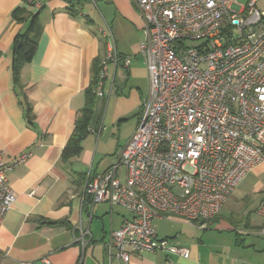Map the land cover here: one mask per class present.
<instances>
[{
    "label": "crops",
    "instance_id": "obj_1",
    "mask_svg": "<svg viewBox=\"0 0 264 264\" xmlns=\"http://www.w3.org/2000/svg\"><path fill=\"white\" fill-rule=\"evenodd\" d=\"M89 1L96 4L95 0H0V151L16 198L0 226V264H264V219L258 214L264 200V157L205 228L181 218L153 221L157 238L173 239L189 250L187 258L143 253L124 263L107 257L110 232L130 214L119 206H91L83 198L82 185L87 174L100 175L113 162L99 171L89 139L98 137V114L106 91L116 87L118 69L132 77V63L130 56L119 52L108 23L107 30L98 28L84 12ZM97 1L111 5L136 31L128 32L139 41L132 55L142 58L139 46L145 34L137 8L130 0ZM26 32L35 38L36 48L20 69L18 86L13 80L15 40ZM110 46L120 58H130V64L127 68L107 64L82 151L64 163L62 150L84 106L92 64L105 58ZM21 154L29 157L16 164Z\"/></svg>",
    "mask_w": 264,
    "mask_h": 264
},
{
    "label": "built area",
    "instance_id": "obj_2",
    "mask_svg": "<svg viewBox=\"0 0 264 264\" xmlns=\"http://www.w3.org/2000/svg\"><path fill=\"white\" fill-rule=\"evenodd\" d=\"M130 1L144 24L139 53L149 94L110 167L84 177L83 198L130 214L109 234V259L128 263L143 253L185 259L189 250L158 239L153 221L181 218L205 228L264 157V10L258 0ZM109 62L127 68L130 58L110 46L99 87ZM28 157L21 154L16 164ZM8 170L0 151V226L16 199ZM258 214L264 219V200Z\"/></svg>",
    "mask_w": 264,
    "mask_h": 264
},
{
    "label": "rangeland",
    "instance_id": "obj_3",
    "mask_svg": "<svg viewBox=\"0 0 264 264\" xmlns=\"http://www.w3.org/2000/svg\"><path fill=\"white\" fill-rule=\"evenodd\" d=\"M96 1V4L87 2L83 6L85 13L91 16L98 28L105 29L108 23L117 39V47L121 54L131 57V76L125 70L118 69L115 88L111 93H105L104 106L99 112V134L98 137L89 139V148L94 157V166L99 165L98 170L103 171L113 159L115 150L124 147L138 122V118L143 112V103L147 101L149 94V78L141 57L134 58L132 53L137 50L139 41L129 25L123 21L113 10L111 5L103 1ZM244 5L245 0H239ZM256 8L264 10V0H258ZM105 17V20L103 18ZM111 69L109 70L110 73ZM112 76H109L111 82ZM94 167V168H96ZM88 167L85 168L87 170ZM258 203V201H256ZM257 204L253 205V208ZM154 226V223H153Z\"/></svg>",
    "mask_w": 264,
    "mask_h": 264
},
{
    "label": "trees",
    "instance_id": "obj_4",
    "mask_svg": "<svg viewBox=\"0 0 264 264\" xmlns=\"http://www.w3.org/2000/svg\"><path fill=\"white\" fill-rule=\"evenodd\" d=\"M32 36L31 32H26L15 40L13 80L14 84L18 86L20 85V69L24 64L30 62L36 48V40ZM18 44H20L19 47H17ZM100 71L101 61L95 60L91 68L90 84L84 92V106L77 112L73 131L62 150L61 159L64 163L78 157L82 151V143L89 133V126L93 118L95 98L99 90ZM27 118L29 121L32 119L29 109H27Z\"/></svg>",
    "mask_w": 264,
    "mask_h": 264
},
{
    "label": "water",
    "instance_id": "obj_5",
    "mask_svg": "<svg viewBox=\"0 0 264 264\" xmlns=\"http://www.w3.org/2000/svg\"><path fill=\"white\" fill-rule=\"evenodd\" d=\"M20 46V44H18V46L17 47H19Z\"/></svg>",
    "mask_w": 264,
    "mask_h": 264
}]
</instances>
